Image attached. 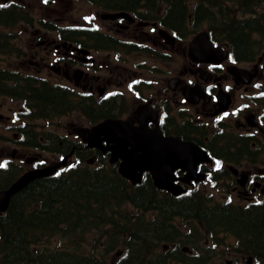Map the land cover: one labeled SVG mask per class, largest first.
<instances>
[{
    "label": "flooded vegetation",
    "instance_id": "flooded-vegetation-1",
    "mask_svg": "<svg viewBox=\"0 0 264 264\" xmlns=\"http://www.w3.org/2000/svg\"><path fill=\"white\" fill-rule=\"evenodd\" d=\"M127 1L128 6H119L117 0H0V24H6L7 21L24 24L31 18L30 24L32 20H37L41 29L31 33L27 40L25 36H18L19 43L32 38L33 42H27V54L34 58L36 65L50 66L66 81L63 85L48 79L49 82L65 86L68 93L76 89L68 85L70 82L79 85L82 91L76 92L75 98L83 106L87 96L93 97L99 107L100 120L125 118L138 125L140 120L147 118L148 128L159 126L164 137H178L207 150L214 159L212 163L200 164V171L208 178L207 183H188L185 172L176 170L179 183L188 190L208 189L211 184L219 186L225 182L228 186L234 185L233 193L240 199L238 202L242 214L264 207V20L255 21L242 13L233 16L227 20L222 38L215 37L213 40L210 33L214 44L228 51L227 59H217V62L195 61L190 57V40H186L188 37L183 34L182 27L211 25L201 15L198 21L194 19L198 17L199 11L211 8L208 0L201 6L200 0H179L180 7L182 5L188 12L186 20L179 23L166 20L180 27L178 30L166 27L164 20H161L174 0ZM75 2L87 3L101 11L100 20L109 23L111 28L102 31L99 19L82 25L77 22L66 23L64 16ZM224 2L228 7L235 4L237 11L246 9L245 0L239 5L235 0ZM253 7V11L260 10L264 14V5L260 9L262 3ZM216 8L219 9L220 4ZM38 11L42 13L41 17L35 15L34 12ZM120 12L127 15L114 19L113 16ZM13 15H18L19 19L10 18ZM233 27L244 28L243 32L248 33L246 40L237 36ZM25 32H30V29L25 28ZM170 34L176 38L173 39ZM1 36L2 33L0 41ZM186 41L185 63L171 77L165 89L140 90L142 83L139 77L126 74H122L124 79L114 83V74H107L108 64L111 63L107 62V67H104L101 61L104 55L111 60L118 59L119 53L146 56L145 53L150 50L168 57L173 47L181 46ZM238 41H246V51H235ZM20 46L15 45V48L8 50L5 44L2 50L8 53L3 55L22 59L26 53ZM142 49L145 53L140 52ZM28 73L33 74L34 80L40 77L36 71ZM127 93L135 97L139 106L128 113H120ZM2 99L23 103L17 97L3 96ZM8 118L12 121V116ZM17 123L12 126L18 133L14 153L19 159L30 163L33 160L31 152L39 149L30 144L33 137L37 138V133L36 130L25 131ZM87 133V129L80 127L77 141L71 135L60 141L61 154L73 151L75 157L81 159L85 147L80 144L79 136ZM55 138L57 136L52 135L49 141L43 143L47 145L46 150L54 148ZM89 152L92 156L88 162L90 165L100 166L110 159V153L102 149H89ZM111 165L117 170L120 161ZM146 180L149 181V176ZM254 256L256 259L243 252L241 259H245L247 264H264L263 256ZM248 258L250 260L246 261Z\"/></svg>",
    "mask_w": 264,
    "mask_h": 264
},
{
    "label": "trees",
    "instance_id": "trees-1",
    "mask_svg": "<svg viewBox=\"0 0 264 264\" xmlns=\"http://www.w3.org/2000/svg\"><path fill=\"white\" fill-rule=\"evenodd\" d=\"M117 1L119 6L129 3ZM206 1L200 0L199 6ZM207 2L210 7L226 4L224 0ZM255 2L245 0V12H249ZM180 4L179 0H174L161 18L166 27L178 30L180 27L166 20L177 23L186 20L188 12ZM205 10L199 11L194 19L198 21ZM208 17L212 22L217 21L213 13ZM225 19L214 27L223 34L227 25ZM243 29L233 27L232 30L246 40L248 33ZM238 50L246 51V41L235 43V51ZM11 79L15 83L10 87L5 82ZM25 82L27 84L19 87L15 75L0 70V94H14L19 88V94L30 91L26 98L36 109L35 118H52L74 110L66 90L31 77ZM30 144L47 148L36 137ZM57 150L62 151L60 147ZM88 152L83 153V162L91 154ZM84 154L88 155L84 158ZM18 175V171L0 170V189L9 186ZM128 206L133 207L136 214L128 213ZM148 212L155 213V217L147 219ZM176 221L181 225L199 223L208 232L206 235L215 237L216 242L220 234L230 233L239 243L247 242L244 252L264 258V207L242 214L238 208L210 204L197 195L175 198L156 190L151 180L133 187L106 164L96 167L82 164L39 178L14 196L8 211L0 214V264H110L105 256L119 253L120 249L125 252L115 264H147L150 243L158 246L161 242L179 241L180 228ZM102 237L105 242L100 254L98 242ZM86 246H91L92 251ZM165 259L161 256L160 261Z\"/></svg>",
    "mask_w": 264,
    "mask_h": 264
},
{
    "label": "rangeland",
    "instance_id": "rangeland-1",
    "mask_svg": "<svg viewBox=\"0 0 264 264\" xmlns=\"http://www.w3.org/2000/svg\"><path fill=\"white\" fill-rule=\"evenodd\" d=\"M258 3H262V8L263 9V5H264V0L259 1ZM260 12V10H259ZM35 15L37 17H41L42 13L38 12H34ZM101 11H99L98 9H96L95 7L87 4V3H81V2H75L74 5L70 6V10L69 12L64 16V19L66 21V23H74L77 22L79 25L82 24H88L89 21H93V20H98L99 24L102 26V31H108V29L111 28V25L109 23H105L104 21L100 20V15ZM210 13V12H208ZM240 16V15H239ZM38 28V26H35L34 28L30 29V32L33 33L36 29ZM199 31L200 30H208L205 27H200L198 28ZM4 32L5 30L4 28H0V33ZM7 33H10L7 30ZM12 33V32H11ZM20 33V32H19ZM20 35H22L20 33ZM117 35V33H116ZM31 34H26L25 35V40L28 39V37H30ZM191 36V35H190ZM121 38V36H119ZM186 37V35H185ZM186 39V38H185ZM18 41V38L14 41L12 40L11 43L13 45H17L19 46L21 44V48L24 51V53H26V55L21 59V58H10L7 56V58L2 59V62H0V65L4 68L6 67H12L13 69H17V68H22V70H16V71H22L23 73H28L30 71H33L36 73H38L39 75H41L42 77H47L50 81L53 82H59L62 83V85L64 83H66L65 79H63V76L59 75L57 72H55L53 69H51V67L47 66L46 64H42V66L40 65H36L34 62V58H32V56H29L27 54L28 51V45L27 42H33L32 38L29 41ZM188 41V39H186ZM187 41L182 43L181 46H176L173 47L171 49V52L169 51V56L168 57H164L160 58L158 57L157 54H155L154 56L152 55H146V56H142V55H135V56H131L128 55L126 53H119V59H111L108 60L106 57L107 55L103 56L102 64L104 67H107V62H110L111 64H108L109 66V70L107 72L108 73H113L114 74V83H116L117 80H121L124 79L125 77H123L122 74H126L127 76L130 77H135L138 76L139 78H144V81L142 84V87H140V90L143 89H147V88H151V89H165L168 85L169 80L171 79V77L179 70L183 67V64L185 63V50H186V46H187ZM7 61H6V60ZM141 64V65H140ZM140 65V66H139ZM46 68H45V67ZM126 82L124 81L123 86H125ZM71 87H74L76 89H74L75 93L76 92H81V87L76 86L74 84H72L71 82L68 84ZM114 88V87H112ZM77 94V93H76ZM135 97L130 96V94H126L124 101H125V105H121L119 111L120 113L125 111L124 113H128L132 110H135L139 104H137V102H135ZM22 109V103L18 102V101H12L9 99H2L0 100V132L3 134H8L11 135V133L9 132L10 130H7L8 128H11L13 124L10 119L8 118L11 114V112L13 111H21ZM117 111V110H116ZM118 112V111H117ZM78 112H74L73 114L70 113V115H65L56 119H53L52 121L49 120H38L36 122H33L34 125H36L38 127V129L40 131H42L45 134H51V135H58L62 138H65L66 136H70L72 138L76 139V131L80 128V127H86L87 129L90 128V126L92 125L90 123V121L88 120L87 117H85L84 115H82L83 117H79V114H77ZM4 115L3 118H1V116ZM9 141H5L0 139V162L3 163V157L5 156H10L13 158H18L16 161V164H23L24 166L27 167V169H31V164H24L22 161H24L23 159H19V157H17V153H14V150L16 148V146H10L6 148V143ZM33 152H31L32 155ZM47 154H44V157H47L48 160L50 162L59 160V158L55 157L54 153H50V152H46ZM8 158V157H5ZM232 184V183H230ZM206 195L209 194V190L212 191L214 193L215 198H213V200L215 202H220V203H224L227 200L228 196L233 197L234 201H240V199L238 198L237 195H235L234 192V185L232 184L231 186H228L225 182H221L218 186V190L217 189H212L208 186V189L203 188ZM130 210V209H129ZM105 242V238L102 237L100 238L99 242H98V253H103V243ZM201 244L205 243V242H200ZM230 243H235V240L232 237L228 238V241H226L225 238L222 239L221 241V245H218L215 249V253H213L214 255L211 257V261L210 264L214 263V262H218V263H224L226 264L227 261H232L233 264H240V261L242 264L245 263V259H241L242 257L239 256V259L235 258L236 253L232 252L229 250V246ZM209 244L208 242H206L203 245H207ZM211 245V244H210ZM88 251H92L91 246H86ZM214 249V248H212ZM226 250L227 251V256L226 257H222V258H218L217 256H221L222 255V251ZM218 254V255H217ZM115 253H112V255L110 254V256H105V261L107 263L110 264H115L117 262V259L115 257ZM217 255V256H216Z\"/></svg>",
    "mask_w": 264,
    "mask_h": 264
},
{
    "label": "water",
    "instance_id": "water-1",
    "mask_svg": "<svg viewBox=\"0 0 264 264\" xmlns=\"http://www.w3.org/2000/svg\"><path fill=\"white\" fill-rule=\"evenodd\" d=\"M120 16L122 14L115 15L113 18ZM218 52V49L212 47L208 34L205 32L197 35L190 43L191 57L195 60H200L196 56H208L210 60H215V57L211 56ZM219 57L223 60L226 55L222 54ZM131 125V122L124 120H107L94 127L84 140L89 147L110 150L111 162L121 158L123 162L120 172L134 184L140 183L143 172L150 170L157 187L168 190L174 195H180L185 190L174 183L175 169L179 167L187 170L188 181L201 178L197 176L196 169L199 163L207 159L205 151L195 144L182 143L177 138H163L160 131H148L146 127ZM103 140L114 145L103 147ZM64 163L25 173L8 190L0 193V212H5L11 198L29 183L35 179L53 175Z\"/></svg>",
    "mask_w": 264,
    "mask_h": 264
},
{
    "label": "snow or ice",
    "instance_id": "snow-or-ice-1",
    "mask_svg": "<svg viewBox=\"0 0 264 264\" xmlns=\"http://www.w3.org/2000/svg\"><path fill=\"white\" fill-rule=\"evenodd\" d=\"M45 2H47V0H45Z\"/></svg>",
    "mask_w": 264,
    "mask_h": 264
}]
</instances>
